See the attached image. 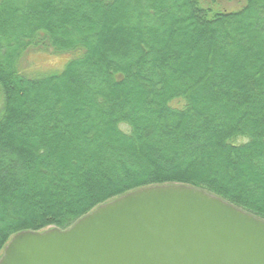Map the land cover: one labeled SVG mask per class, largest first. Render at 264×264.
I'll use <instances>...</instances> for the list:
<instances>
[{"label": "trees", "instance_id": "1", "mask_svg": "<svg viewBox=\"0 0 264 264\" xmlns=\"http://www.w3.org/2000/svg\"><path fill=\"white\" fill-rule=\"evenodd\" d=\"M200 3L0 0V256L147 185L264 220V0ZM29 50L69 59L26 74Z\"/></svg>", "mask_w": 264, "mask_h": 264}, {"label": "water", "instance_id": "2", "mask_svg": "<svg viewBox=\"0 0 264 264\" xmlns=\"http://www.w3.org/2000/svg\"><path fill=\"white\" fill-rule=\"evenodd\" d=\"M2 250L0 264H264V220L193 185H147Z\"/></svg>", "mask_w": 264, "mask_h": 264}, {"label": "rangeland", "instance_id": "3", "mask_svg": "<svg viewBox=\"0 0 264 264\" xmlns=\"http://www.w3.org/2000/svg\"><path fill=\"white\" fill-rule=\"evenodd\" d=\"M200 2L201 6L210 7L212 10L232 11L240 8L244 0H200ZM68 59L69 54L55 55L48 51L29 50L24 54L21 66L23 67L24 73L37 74L43 71L46 72V70H60L64 67Z\"/></svg>", "mask_w": 264, "mask_h": 264}]
</instances>
